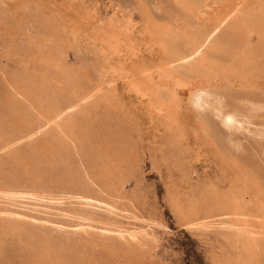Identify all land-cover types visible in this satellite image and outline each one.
I'll list each match as a JSON object with an SVG mask.
<instances>
[{
  "label": "rangeland",
  "instance_id": "374dc122",
  "mask_svg": "<svg viewBox=\"0 0 264 264\" xmlns=\"http://www.w3.org/2000/svg\"><path fill=\"white\" fill-rule=\"evenodd\" d=\"M148 1L158 22L176 32L211 33L217 42L232 29L255 31L251 44L260 47L253 65L263 68L264 0H198L192 13L175 0ZM23 2L24 10L14 6ZM58 2L0 0V264H218L233 257L221 225L184 217L171 195L178 190L186 204L191 194L227 185L218 159L194 129L192 107L215 130L216 146L234 145L246 163L244 150L254 152L251 161L264 182V69L235 85L192 80L187 65L177 62L164 66L169 76L159 81L156 57L128 67L134 76L169 86L161 90L162 100L172 91L184 104L189 118L179 130L156 118L109 51L67 45L57 52L51 43L38 45L41 30L30 25L37 5L53 18ZM221 17L227 22L211 32ZM61 50L64 62L42 61ZM172 77L188 84L176 87ZM228 115L231 129L223 124ZM68 118L75 137L61 134ZM177 134L179 145L173 142ZM87 173L94 186L83 190L74 179L86 180ZM256 261L264 264V246Z\"/></svg>",
  "mask_w": 264,
  "mask_h": 264
},
{
  "label": "bare ground",
  "instance_id": "6f19581e",
  "mask_svg": "<svg viewBox=\"0 0 264 264\" xmlns=\"http://www.w3.org/2000/svg\"><path fill=\"white\" fill-rule=\"evenodd\" d=\"M175 1L186 13H192L198 2V0ZM58 3L59 15L53 16V18H47L44 15V7L37 5L38 15L34 18V23H30V25L32 24L36 30H41L38 45L43 46L46 43H51L57 52L60 51L58 47L67 45L72 48L86 49L91 46H99L100 51L102 49L109 51L115 57L114 59L120 62L121 70L127 76H131V86L145 98L156 118L170 126L177 125L179 130L185 126L184 116L186 119L189 117H187V111L184 110V104L176 99L172 91L168 90L167 101L161 99V90H167L169 87L160 85L159 82L162 80L161 78L165 79L168 75L165 65L173 62L186 64L187 72L192 76V80L200 77L219 78L235 85L242 84L241 78L255 75L256 70L264 69V66L260 69L253 65V58L260 46L251 44V36L255 31L248 28L232 29L228 36L213 42L210 41L211 33L197 35L194 30H189V32L188 29L176 32L173 31L169 22H158L155 18L156 13L150 7L148 0H128L123 5L119 0H107V2L104 0H59ZM25 4L24 2L16 3L14 6L19 10H24ZM226 22V17L217 19L211 32L219 29ZM50 35H53V38H49ZM49 39L51 40L49 41ZM147 57H156L160 62L157 70L159 84L157 81H149L146 76L138 75L137 77L132 74L133 68L141 65ZM92 58L95 61L98 59V55L95 54ZM64 59L63 51L51 59L42 57L44 62L52 60L59 64L64 62ZM237 63L238 65H236ZM170 80L176 87L188 84L183 78L173 79L172 77ZM196 98L198 101L200 95ZM197 101L195 100V107L196 105L202 107L203 103ZM190 108L188 109L190 110ZM191 109L194 110L192 113L196 114L194 116L197 124L194 125V129L205 137L206 146H210V150L218 159L221 179L226 181L227 185L222 186L224 190L217 192L208 194L203 191L198 196L191 194L186 204H183L179 199L180 192L177 190L171 195V203L184 217L198 221L213 218L215 222H218V225H221L218 226L219 233L225 242L235 250V255L221 258L218 264H256L257 254L264 246V182L259 177V169L255 168L251 161V157L253 158L255 154L251 150H244L248 158L246 163L239 159L240 152L238 153V148L234 145L231 144L230 148L222 145L221 147L216 146L218 143L214 141L215 130L207 126L202 115L195 112L196 108L192 107ZM222 119L224 126L231 129L234 118L228 115ZM73 125V120L70 118L60 124L61 134L65 138L75 137L76 129ZM162 128L164 127L162 126ZM186 131L188 132V130ZM178 134L173 140L175 144V140L180 141L182 138V135ZM197 141L199 139L195 140V142ZM193 144L191 145L193 146ZM176 147L178 148V146ZM90 176L87 173L86 180L78 177V179H74V184L76 183L77 186L80 184L78 187L83 190L93 187ZM119 179V177H115L114 181ZM121 183L118 182L120 186Z\"/></svg>",
  "mask_w": 264,
  "mask_h": 264
}]
</instances>
